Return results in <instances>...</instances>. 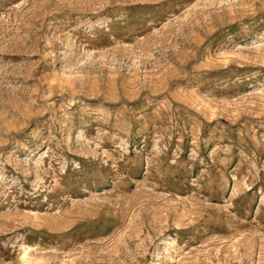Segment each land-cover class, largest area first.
I'll return each instance as SVG.
<instances>
[{
	"label": "rangeland",
	"instance_id": "rangeland-1",
	"mask_svg": "<svg viewBox=\"0 0 264 264\" xmlns=\"http://www.w3.org/2000/svg\"><path fill=\"white\" fill-rule=\"evenodd\" d=\"M0 264H264V0H0Z\"/></svg>",
	"mask_w": 264,
	"mask_h": 264
}]
</instances>
